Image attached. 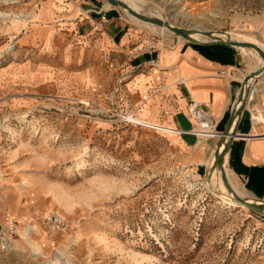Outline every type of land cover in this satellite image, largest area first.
Segmentation results:
<instances>
[{
  "label": "rangeland",
  "instance_id": "374dc122",
  "mask_svg": "<svg viewBox=\"0 0 264 264\" xmlns=\"http://www.w3.org/2000/svg\"><path fill=\"white\" fill-rule=\"evenodd\" d=\"M44 1L0 0V225L18 229L0 264H264V216L222 200L167 135L121 110L116 82L96 73L72 21L40 14ZM98 1L149 28L158 47L181 41ZM134 1L177 27L219 29L264 48V0ZM192 120L201 139L214 136ZM230 177L233 191L255 199ZM49 211L71 222L67 233L43 226Z\"/></svg>",
  "mask_w": 264,
  "mask_h": 264
},
{
  "label": "crops",
  "instance_id": "0c3cea01",
  "mask_svg": "<svg viewBox=\"0 0 264 264\" xmlns=\"http://www.w3.org/2000/svg\"><path fill=\"white\" fill-rule=\"evenodd\" d=\"M57 12L72 21V31L88 50L89 63L94 60L99 65L96 73L101 79L116 82L113 92L119 95L121 110L141 119L144 125L140 126L167 135L183 150L188 165L203 168L205 175V162L215 151L218 135L201 139L191 132L196 126L189 102L200 104L209 116L211 131L219 134L231 116L243 79L260 66L259 56L250 49L219 43L193 44L179 36L181 41L171 40V46L136 54L145 36H153L157 45L159 41L147 32L149 28L123 21L117 10L98 0H45L40 10L42 15ZM241 23L247 25L243 20ZM244 56H249V61ZM106 66L108 72L103 69ZM88 68L83 76L85 85L93 91L97 79L92 67ZM252 85L254 96L249 98L237 124L224 157V171L232 184L238 185L230 174L238 178L245 192L264 201V123L253 121L259 110L264 117V75Z\"/></svg>",
  "mask_w": 264,
  "mask_h": 264
},
{
  "label": "water",
  "instance_id": "95a60500",
  "mask_svg": "<svg viewBox=\"0 0 264 264\" xmlns=\"http://www.w3.org/2000/svg\"><path fill=\"white\" fill-rule=\"evenodd\" d=\"M107 3L119 7L121 10L127 11L131 16H133L135 19H137L140 22H146L158 27H164L167 30L171 32V34L178 38V36L190 43L193 44H213V43H219L227 46H235L244 48L246 50L250 49L254 51L259 58L261 59L262 63L258 68L250 72L242 81V85L240 88L239 95L236 99V102L233 106V110L231 113V116L222 132L218 134V139L216 143L215 151L213 152V167L218 168L221 172L222 181L228 190L230 194L233 195V202L237 203L240 206H243L249 211H253L259 215L264 216V201L259 200L257 198L253 199L252 201L241 197L239 194H237L235 191L232 190V188L227 183V177L225 176L224 171V157L227 155L228 150L230 148V145L232 144L233 136L236 133L237 124L240 120V117L242 115L243 110L245 109V105L249 100V96L252 92L251 87L254 82H256L261 76L264 75V50L257 44L250 42V41H238L234 40L231 37H229L227 34L223 32H217V31H202L200 32L202 35L210 39V41L203 42L198 41L190 38V35L193 34V31L188 30L185 27L181 26H173L167 21H165L162 18H156L152 17L146 14H141L134 10L132 7H130L127 3H124L121 0H105ZM216 33V34H215ZM223 36V37H221ZM206 179H208V170L206 171L205 175ZM216 195L218 193H215Z\"/></svg>",
  "mask_w": 264,
  "mask_h": 264
},
{
  "label": "built area",
  "instance_id": "2783aa9c",
  "mask_svg": "<svg viewBox=\"0 0 264 264\" xmlns=\"http://www.w3.org/2000/svg\"><path fill=\"white\" fill-rule=\"evenodd\" d=\"M157 47V41H155V38L151 35H147L136 47L135 53L143 54L144 52H152L156 50ZM222 74L224 73L222 72ZM188 109L192 118L201 126L202 129L206 128L205 125H210L209 129L211 130L212 125L210 124L209 116L200 104L190 100ZM191 132L198 136V132L195 129ZM42 224L49 231L61 234L67 233L71 228V222L57 211H49L45 213L42 219ZM17 232V224L13 220L8 221L6 226L0 225V252H10Z\"/></svg>",
  "mask_w": 264,
  "mask_h": 264
},
{
  "label": "bare ground",
  "instance_id": "6f19581e",
  "mask_svg": "<svg viewBox=\"0 0 264 264\" xmlns=\"http://www.w3.org/2000/svg\"><path fill=\"white\" fill-rule=\"evenodd\" d=\"M121 1H123L124 3H127L130 7H132L134 10H136L137 12H139L141 14L152 15V16H154L156 18H159V19L162 18L165 21H167L168 23H170L171 25L175 26V24L172 22L173 21V18H171V17L164 18L161 15L162 12L159 11L158 9H156V8L147 6L145 4L142 5V4H140V3H138V2H136L134 0H121ZM186 18L188 19V21H191V18L189 16H187ZM189 30L193 31V34L190 35V38L191 39L198 40V41H203V42H205V41L208 40L207 37H205L204 35H202L200 33L202 31H207V30H205V29H203V28H201V27H199L197 25H194L193 23H191ZM261 48L264 50L263 47H261ZM253 96H254V91L251 92L249 98L250 99H253ZM253 121H254L255 124H258V123L262 122L261 116L260 115H257V114H254ZM205 127H206L205 129H202L201 128L203 132L212 133V131L209 129L210 128V125H208V126L205 125ZM213 135H218V134L213 133ZM213 163H214V160L212 162H210V161H206L205 162V164L209 167L208 177H210L211 182H212V185H213L214 189L216 190V193H218L217 195L222 200L228 201L231 204H234L233 199H232L233 198V195L229 194V192L226 189L223 188V186H222V177L220 176L221 175V172L219 171V169L217 167L216 168L213 167ZM249 200L252 201L253 198L252 199H249Z\"/></svg>",
  "mask_w": 264,
  "mask_h": 264
}]
</instances>
